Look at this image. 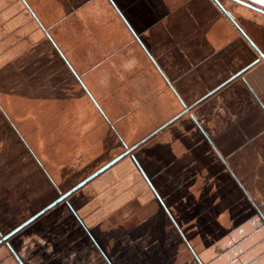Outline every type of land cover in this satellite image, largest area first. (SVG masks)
Returning a JSON list of instances; mask_svg holds the SVG:
<instances>
[{
    "label": "rangeland",
    "instance_id": "rangeland-1",
    "mask_svg": "<svg viewBox=\"0 0 264 264\" xmlns=\"http://www.w3.org/2000/svg\"><path fill=\"white\" fill-rule=\"evenodd\" d=\"M65 1L0 0V264H264V112L222 149L196 102L231 111L225 74L187 72L183 94L156 60L115 72L109 53L139 55V34L103 0ZM152 1L130 9L148 16ZM234 8L264 51V16ZM53 13L68 26H37Z\"/></svg>",
    "mask_w": 264,
    "mask_h": 264
},
{
    "label": "crops",
    "instance_id": "crops-1",
    "mask_svg": "<svg viewBox=\"0 0 264 264\" xmlns=\"http://www.w3.org/2000/svg\"><path fill=\"white\" fill-rule=\"evenodd\" d=\"M155 1L153 0V3L150 4L154 13L148 14V16L141 15L139 18L134 15V11L130 7L133 4L142 3V0L102 1L105 3L104 7H110L117 13V16L112 14L116 18L114 23L111 24L115 27L128 26L129 31L136 35L139 34L141 38L135 50L139 55L131 49L127 53H121L120 56L117 55L118 52L116 53L117 56L113 52L109 53V59L115 67L111 66V70L117 72L119 59L122 62V67L130 71L142 59L149 62L156 60L164 64L167 69L172 70L173 68L178 71L177 74L182 78L179 81L178 88L183 94L186 90L188 93L193 91L190 88L187 89V85L183 81L187 72H197L198 74L200 71L203 76L225 74L226 77L219 92L225 91L227 94L232 95V110L226 109L227 113H221L222 108L218 109V102L213 98L210 99L211 97L208 99L207 97H200L196 103L200 105L202 126L207 124L211 126V134L214 138L216 137V141L222 149L228 146L230 140L233 152L238 148L236 139L241 135L248 134L252 123L260 122L263 119L262 114L259 112H264V51H259L261 54L257 53L252 43L242 37L237 21L233 16L232 11L238 12L234 6H232L233 10L229 11L221 4L222 8L227 10L229 14L223 11L217 0H159L157 3ZM22 2L27 9L41 6L45 10L43 4L49 2V0H22ZM65 2H68V0ZM32 4L35 7H32ZM47 11H54L56 14L67 12V9L54 5L48 7ZM140 11L143 14L146 13L144 9ZM242 11L244 10L240 8L239 14L245 17L242 21L246 22L252 13L247 11L248 13H244V15ZM54 13L46 21L38 22L37 26L43 27L47 24L53 27L55 24L68 26L70 21H66L67 23L61 22L62 17L60 18L58 14L54 15ZM242 16H240V19ZM92 22L84 24L94 28V31L106 26V23ZM28 23L27 27L36 26L30 20H28ZM233 34L238 37V42L242 48L236 45L235 50L228 51L229 45L232 44L231 37ZM149 66L150 63H143L138 70L144 71ZM189 97H196V95ZM255 113H257L256 118ZM204 116L205 123L202 120ZM215 119L217 126L214 124ZM226 119L231 120V126L224 127ZM212 126L217 128L216 132ZM231 129L235 130L233 131L235 139L230 137L232 131L227 133ZM257 134L252 133L251 143H257ZM226 137L228 140H226ZM254 152L257 154V159L262 160L264 158V148L256 149ZM260 154H263V156Z\"/></svg>",
    "mask_w": 264,
    "mask_h": 264
},
{
    "label": "flooded vegetation",
    "instance_id": "flooded-vegetation-1",
    "mask_svg": "<svg viewBox=\"0 0 264 264\" xmlns=\"http://www.w3.org/2000/svg\"><path fill=\"white\" fill-rule=\"evenodd\" d=\"M2 1V0H1ZM4 1V0H3ZM9 0H6V2H8ZM22 1V0H21ZM232 3V6L235 7H240L242 10H246L249 11L250 13H252V15L256 14L259 17L262 15L264 16V6L260 5L258 3H255L253 1L250 0H228ZM218 2V1H217ZM222 8V6H221ZM223 9V8H222ZM226 13H229L227 10H224ZM230 14V13H229ZM240 15V14H239ZM242 16V15H240ZM261 54V53H260Z\"/></svg>",
    "mask_w": 264,
    "mask_h": 264
},
{
    "label": "water",
    "instance_id": "water-1",
    "mask_svg": "<svg viewBox=\"0 0 264 264\" xmlns=\"http://www.w3.org/2000/svg\"><path fill=\"white\" fill-rule=\"evenodd\" d=\"M250 1H253L255 3H258L260 5H263L264 6V0H250ZM117 159V158H116ZM116 159H114L113 161L109 162L108 165H105L102 169H100L97 173H99L100 171H102L103 169H105L106 167H108L110 164H112ZM92 177V176H91ZM90 177V178H91ZM75 188H73L71 191H73Z\"/></svg>",
    "mask_w": 264,
    "mask_h": 264
}]
</instances>
